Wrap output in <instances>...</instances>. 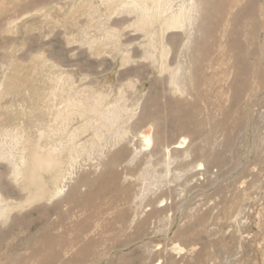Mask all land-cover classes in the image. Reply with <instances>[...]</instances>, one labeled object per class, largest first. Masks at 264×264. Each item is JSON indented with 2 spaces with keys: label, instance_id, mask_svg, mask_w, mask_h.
Returning <instances> with one entry per match:
<instances>
[{
  "label": "rangeland",
  "instance_id": "1",
  "mask_svg": "<svg viewBox=\"0 0 264 264\" xmlns=\"http://www.w3.org/2000/svg\"><path fill=\"white\" fill-rule=\"evenodd\" d=\"M197 2L189 38L151 0H0V264H264V0Z\"/></svg>",
  "mask_w": 264,
  "mask_h": 264
},
{
  "label": "bare ground",
  "instance_id": "2",
  "mask_svg": "<svg viewBox=\"0 0 264 264\" xmlns=\"http://www.w3.org/2000/svg\"><path fill=\"white\" fill-rule=\"evenodd\" d=\"M197 1L198 0H151L150 6H147L145 4V5H143V7L140 10L141 12H143V13H139V15H138V16H141V18L143 17L140 24H141V26H143L146 22L145 19H148V17H149V19H151L153 17V18H156L155 21H157L160 24V33L161 34H163L165 31H169V30H171V32L183 31V33L187 34V36L190 38L189 32L187 33V31H185V30H188L189 29L188 26L193 25V23H194L193 12L195 13V11H197L196 10V7L198 6ZM161 34H160V38L162 39ZM150 37L155 38L154 35L153 36L150 35ZM175 38L176 37L175 36L173 37V35H172L171 41H169V43L170 42L172 43V40H174ZM159 45L162 47L161 40H159ZM175 73L176 72H173L170 74L171 76H169V81H168L169 84L176 85L178 76H176ZM114 122H115V120L112 121V123H114ZM151 129H152L151 126H148L145 129L138 131L137 136H138L139 141H140L138 148L140 151L141 150H147L151 147V145H152V131H151ZM185 141H186V138L181 137V139L173 145V148H181L183 146L182 144L185 143ZM165 149L168 150L167 148H165ZM136 150L137 149H135V151ZM135 157H136V155L133 154L128 162L131 163L135 159ZM13 173H14L13 179L16 180V177L20 174V171H13ZM31 175H33V172H31ZM38 178H39V176H38ZM67 183H68L67 179L64 178L61 186L55 189V191L52 193L51 197H53L55 195L59 196V194L62 195V193H64L66 188L68 187ZM85 187H86V182H81V181L78 182L73 187V189L71 190L72 195H74L75 192H79V191L84 190ZM5 190H7V189H5ZM8 199L9 198L4 196V193H2V189L0 188V205L2 204V202L6 201ZM32 199H33V196L32 195L29 196L28 200L31 201ZM28 200H27V202H28ZM161 201H163V200H161ZM2 215H3V211L0 208V217ZM91 250H92L91 245H86V246L84 245V248L82 249V251L80 252L79 255H81V257L83 259L84 254L89 253Z\"/></svg>",
  "mask_w": 264,
  "mask_h": 264
}]
</instances>
